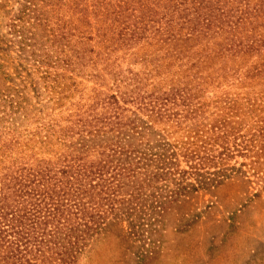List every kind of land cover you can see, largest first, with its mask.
I'll use <instances>...</instances> for the list:
<instances>
[{
    "label": "trees",
    "instance_id": "1",
    "mask_svg": "<svg viewBox=\"0 0 264 264\" xmlns=\"http://www.w3.org/2000/svg\"><path fill=\"white\" fill-rule=\"evenodd\" d=\"M25 2L0 38L24 73L0 70V264L151 237L182 195L243 173L264 0H40L34 19Z\"/></svg>",
    "mask_w": 264,
    "mask_h": 264
},
{
    "label": "rangeland",
    "instance_id": "2",
    "mask_svg": "<svg viewBox=\"0 0 264 264\" xmlns=\"http://www.w3.org/2000/svg\"><path fill=\"white\" fill-rule=\"evenodd\" d=\"M33 2L25 5L29 16L45 17L40 0ZM24 3L0 0V38L7 39V23ZM12 57L11 49L0 52V70L16 80L24 73ZM244 139L246 156L234 158L245 163L243 173L182 195L162 214L151 237L140 230L138 236L104 234L75 264H264V138Z\"/></svg>",
    "mask_w": 264,
    "mask_h": 264
}]
</instances>
